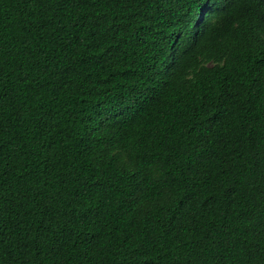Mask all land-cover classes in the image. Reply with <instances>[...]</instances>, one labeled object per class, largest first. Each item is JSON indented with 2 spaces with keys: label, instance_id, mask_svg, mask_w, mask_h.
Segmentation results:
<instances>
[{
  "label": "trees",
  "instance_id": "trees-1",
  "mask_svg": "<svg viewBox=\"0 0 264 264\" xmlns=\"http://www.w3.org/2000/svg\"><path fill=\"white\" fill-rule=\"evenodd\" d=\"M0 264H264V0H0Z\"/></svg>",
  "mask_w": 264,
  "mask_h": 264
}]
</instances>
